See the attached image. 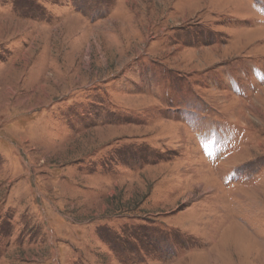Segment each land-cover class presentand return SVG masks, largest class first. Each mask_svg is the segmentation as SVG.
Returning <instances> with one entry per match:
<instances>
[{
    "label": "rangeland",
    "instance_id": "1",
    "mask_svg": "<svg viewBox=\"0 0 264 264\" xmlns=\"http://www.w3.org/2000/svg\"><path fill=\"white\" fill-rule=\"evenodd\" d=\"M0 264H264V0H0Z\"/></svg>",
    "mask_w": 264,
    "mask_h": 264
}]
</instances>
